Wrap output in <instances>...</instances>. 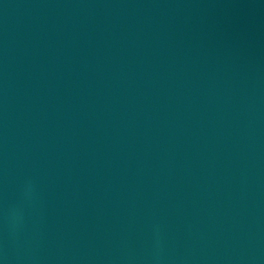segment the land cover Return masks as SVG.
Returning <instances> with one entry per match:
<instances>
[{"label": "water", "instance_id": "95a60500", "mask_svg": "<svg viewBox=\"0 0 264 264\" xmlns=\"http://www.w3.org/2000/svg\"><path fill=\"white\" fill-rule=\"evenodd\" d=\"M0 264H264V0H0Z\"/></svg>", "mask_w": 264, "mask_h": 264}]
</instances>
